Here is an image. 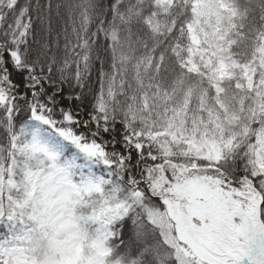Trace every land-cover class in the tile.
I'll return each instance as SVG.
<instances>
[{
    "label": "snow or ice",
    "instance_id": "6c2138e0",
    "mask_svg": "<svg viewBox=\"0 0 264 264\" xmlns=\"http://www.w3.org/2000/svg\"><path fill=\"white\" fill-rule=\"evenodd\" d=\"M0 264H264V0H0Z\"/></svg>",
    "mask_w": 264,
    "mask_h": 264
}]
</instances>
